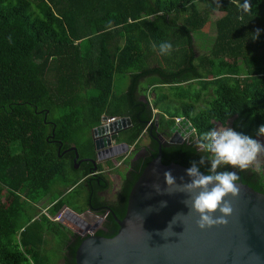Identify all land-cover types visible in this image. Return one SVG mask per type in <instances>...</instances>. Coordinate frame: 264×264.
<instances>
[{
    "label": "trees",
    "instance_id": "1",
    "mask_svg": "<svg viewBox=\"0 0 264 264\" xmlns=\"http://www.w3.org/2000/svg\"><path fill=\"white\" fill-rule=\"evenodd\" d=\"M210 1H217L224 15L216 22L210 55L197 58L193 33L208 23L210 10L201 2ZM249 3L250 9L244 0H0V264H50L45 249L61 236L58 223L47 214L46 223L26 216L56 185L60 197L48 210L54 216L69 207L64 197L84 185L88 202L78 214L91 210L106 216L112 209L97 236H107L111 221L117 224L114 212L120 219L127 214L133 185L158 155L154 139L137 161L127 153L111 159L128 165L116 202L100 196L113 186L103 164L97 175L85 170L79 176L70 153H62L76 147L81 157L93 158V130L104 117L131 119L120 141L135 149L150 123L153 133L169 138L175 118H188L198 141L192 137L162 149L164 164L187 168L207 158L199 142L217 125L249 120L258 132L264 125V0ZM161 41L172 44L170 54L160 53ZM122 79L130 85L118 95ZM194 87L189 97L192 90L186 88ZM166 90L175 93L169 104L176 105L161 110V102L169 101ZM157 91L165 95H156L151 104L147 95ZM203 95L205 107L196 111ZM238 131L249 135L243 126ZM70 170L76 175L70 177ZM200 170L206 174L208 165ZM224 170L264 193V173L251 167L218 169ZM64 234L63 264H76L84 239L69 229Z\"/></svg>",
    "mask_w": 264,
    "mask_h": 264
},
{
    "label": "water",
    "instance_id": "2",
    "mask_svg": "<svg viewBox=\"0 0 264 264\" xmlns=\"http://www.w3.org/2000/svg\"><path fill=\"white\" fill-rule=\"evenodd\" d=\"M110 119L104 117L103 123L94 128V144L98 152L108 150L119 156L129 150V145H114V142L132 122L128 117L113 122ZM194 131L192 121L184 117L170 128V140H165L162 134L152 137L159 144L158 155L133 185L126 217L117 218L118 235L108 239L90 233L76 251V264H264V193L237 181L239 196L226 197L232 200L234 209L228 224L200 230L196 226L198 216L187 215L189 209L183 203L188 198L186 194H158L153 190V184H159L161 191L166 188L165 171H171L177 184L181 183L180 177L184 178L183 182H190L187 167L163 163L162 149L166 144L184 143ZM71 150L78 158L77 148ZM86 161L97 164L92 159ZM98 170L96 166L94 171ZM162 201L166 202L165 207L160 206ZM178 213L186 216H177L169 225Z\"/></svg>",
    "mask_w": 264,
    "mask_h": 264
},
{
    "label": "clouds",
    "instance_id": "3",
    "mask_svg": "<svg viewBox=\"0 0 264 264\" xmlns=\"http://www.w3.org/2000/svg\"><path fill=\"white\" fill-rule=\"evenodd\" d=\"M244 7L250 9L249 0H244ZM259 30H257L258 35ZM172 44L161 41L159 51L162 55L170 54ZM258 136H264V125H261L257 132ZM199 147L208 153L207 158L201 157L199 164L196 161L186 169V175L190 182L177 184L176 178L171 171L163 173L166 188L161 191L159 184H153V190L158 194L184 193L187 199L183 201L189 209L187 215L195 213L198 216L196 226L200 230L211 229L218 226H226L228 218L233 215L234 209L231 197L236 199L240 194L237 185L239 176L235 171H218L221 167L238 168L246 170L257 157L264 153V143L258 139H253L248 135L238 133L230 127L213 129L203 134ZM208 165V172H201L200 167ZM161 207L166 206V202H161ZM219 213V215H216ZM177 216H186L178 213L169 225L173 224ZM168 228L165 231H168Z\"/></svg>",
    "mask_w": 264,
    "mask_h": 264
},
{
    "label": "rangeland",
    "instance_id": "4",
    "mask_svg": "<svg viewBox=\"0 0 264 264\" xmlns=\"http://www.w3.org/2000/svg\"><path fill=\"white\" fill-rule=\"evenodd\" d=\"M201 5H203L204 7L207 6V8L209 7L210 10V17H209V21L208 23L205 25V27L199 31V32H195L193 33V38H194V46H195V51L197 54V58H203V57H208L211 53L213 44L215 42L216 39V35H217V30H216V22L219 18H221L224 14L220 11H218V2L217 1H210L207 5L206 3L201 2ZM243 69L244 71H246V66L243 63ZM146 82L144 84H142V87L145 88L146 86ZM130 85V80L129 79H122V81L117 82V94L118 95H124L126 94L128 87ZM187 89V93L188 91H190L189 93V97H194L195 94V87L193 88H186ZM181 92V91H180ZM163 94V93H161ZM160 91H157L156 94L155 93H150L149 95H147L148 100L151 104L155 103L156 100V95L157 97L161 95ZM166 94L169 97V101H162L161 105H160V109L162 110H167L168 108H173L175 105H171L169 104L170 101H176V97H175V93L170 92V90H166ZM165 95V94H163ZM140 99H143V95L139 96ZM172 97V98H171ZM208 100V97H206L205 95L202 96L201 98V102L197 105L196 107V111L198 110H202L205 107V102ZM159 111L154 110L153 113L155 115V119L154 122L155 124H157L158 122V113ZM176 120H182V118H175V122H178ZM165 122H167V120H164ZM241 122V121H240ZM240 122H234V121H230V123L228 124V126L226 127H230L231 129H233L234 131L240 133L238 131V127L243 126L246 129H249V135L251 138L253 139H258L260 140L262 143H264V138L261 136L257 135V132L254 128L251 127V122L249 120H246V122L243 125H240ZM223 126H219L217 125L216 129L222 128ZM195 132V131H194ZM193 132V133H194ZM194 140L197 142V138L195 133L193 134ZM192 135H188L187 140L190 139V137H192ZM88 135H86V137L84 138V142L88 140ZM167 140V139H165ZM201 142H199L200 144ZM150 144V138L149 135L147 134V132H145L143 134V138L141 139V148L140 150H142L143 148L147 147ZM129 145V144H128ZM134 146L129 145V150H126L127 153V157L132 158L134 156H129L128 154H130V150L133 149ZM199 150H203L199 147ZM124 152V153H126ZM123 153V154H124ZM110 162L113 164V166H110ZM118 164V163H117ZM114 161H108L107 164L105 165L104 169L107 172L113 186L108 190V192H106L104 194L105 199H107L109 202H116L118 201V199L120 198V193L122 190V186L124 183V177L127 174V169H128V165L127 163H119L117 165ZM122 164V165H120ZM119 167H117V166ZM251 168H253L254 170H256L257 172H259V174H263L264 173V153L260 154L257 159L249 166ZM96 173H98V171H96ZM83 172L79 171L78 175H82ZM69 175L70 177L75 176L76 174L74 172H72L71 170L69 171ZM62 190L61 187H57V185L54 187L52 194L45 200H43L41 203H39L36 207L31 209V206L28 208L29 212H33L34 210V215H32L31 217H29V215L26 216L27 220L29 221V219L36 217L35 220H33V222H35L36 220H39V222L41 223H46L45 219H44V214H47L51 220H53L54 222H57L58 224L55 226V229H58L61 231V236L59 237H55V238H51V245L45 249V255L47 256L48 260L50 261V264H63V256H64V240H63V235L64 234V230H67L69 227L72 228L75 231H78L79 229H83L87 231V234L90 235V233L92 234L93 231H96L98 228L97 227H92L93 225H96L97 223L102 222L101 217L87 213L86 216H82L81 214L79 215V211L85 209L87 202H88V188L86 187V185L80 187L76 192H72L68 195H66V197H64V201L67 202L69 204L67 207L69 210L73 211H69L67 208H63L61 210V212L57 215L54 216L53 214H51L48 210L51 207V205L53 204V200L55 199H59L60 195L59 192ZM32 210V211H31ZM78 215H76V214ZM25 218V219H26ZM105 218V217H103ZM97 222V223H96ZM27 222L25 221V224ZM67 224V225H66ZM92 225L89 226L87 228L88 225ZM20 235L18 234L17 239L20 240Z\"/></svg>",
    "mask_w": 264,
    "mask_h": 264
},
{
    "label": "flooded vegetation",
    "instance_id": "5",
    "mask_svg": "<svg viewBox=\"0 0 264 264\" xmlns=\"http://www.w3.org/2000/svg\"><path fill=\"white\" fill-rule=\"evenodd\" d=\"M130 126V125H129ZM128 127V126H127ZM126 127V128H127ZM125 128V129H126ZM125 129H123V130H121L120 131V133H119V140H117L116 142H114V145H126L127 143H124V142H121L120 141V139H122V133L125 131ZM147 134L149 135V138L150 139H152V137H158V135L159 134H156V133H153V129L151 130V131H149V132H147ZM171 135H172V133L170 134V137L169 138H164V139H167V140H170V138H171ZM192 137H193V135H192ZM192 137H190V138H192ZM93 140H94V138H93ZM94 146H96V144H94ZM74 147H70V148H67V149H65V150H63L62 151V149L60 148V151H62V153H63V155H66V154H69V158H72V164H73V166H74V168H75V166H76V170H81V171H85V170H90L91 172L92 171H94V169H96V166H98V167H100V165L101 164H103V166L105 167V165L107 164V162L109 161V160H111V159H114L115 157H117V156H113V153L112 152H110V151H108V150H105V151H103L102 153L101 152H98L97 150H96V153H94V157L92 158V157H81V155L79 154V152H78V150H77V152H78V158H77V155H76V152L75 151H73V150H71V149H73ZM140 148L141 147H139L138 149H135V147L132 149V151H131V153L130 154H128L129 156H134L133 158H132V161H137V160H139L141 157H144L145 155H146V152H147V147H145V148H143L142 150H140ZM124 153V152H123ZM123 153L121 154V155H119V156H122L123 155ZM128 153V152H127ZM127 158H129V157H127ZM88 159H92V160H94V161H96V163L97 164H94V163H92V162H90V161H86V160H88ZM104 162V163H103ZM121 163H125V160H123ZM120 165H122V164H120ZM118 167V166H117ZM119 168V167H118ZM93 176L94 175H97V173H93L92 174ZM106 192H108V191H103V192H101L100 193V196L102 197V198H104L105 199V196H104V194L106 193ZM105 200H107V199H105ZM119 200V199H118ZM108 201V200H107ZM121 209H122V211H121V213L124 211V209L121 207ZM114 211V210H113ZM87 213H90V214H93V215H96V216H99V217H101V220H102V222H100L99 221V223H97L96 225H88L87 226V228L89 227V226H92V227H97L98 229L96 230V231H93V234L94 235H97L98 233H99V231L100 230H102V229H104L105 228V224L107 223V220H108V217H109V215L112 213V209H110L109 211H108V213H107V215L106 216H101V215H99V214H97L96 212H93V211H91V212H84V213H82L81 215L82 216H86V214ZM76 214V213H75ZM114 216H116L115 217V219H116V223L117 224H113V222L111 221L110 222V224H109V227H108V230H107V236H100V237H105V238H107L109 235H111V236H117L118 235V233H119V230H120V224H119V221H118V219L119 220H124L125 219V217H126V214L123 216V218H119L117 215V213L116 212H114ZM27 215H29V217H31V212H29V210L27 211ZM76 215H78V214H76ZM80 215V214H79ZM103 217H105V218H103ZM118 218V219H117ZM67 225V224H66ZM70 231H72V233H74V235H77V236H79L80 238H82V239H85V238H87L88 236H89V234H87V231L86 230H84L83 231V229H79L78 231H75V230H73L72 228H68Z\"/></svg>",
    "mask_w": 264,
    "mask_h": 264
},
{
    "label": "built area",
    "instance_id": "6",
    "mask_svg": "<svg viewBox=\"0 0 264 264\" xmlns=\"http://www.w3.org/2000/svg\"><path fill=\"white\" fill-rule=\"evenodd\" d=\"M118 119H119V118H111V119H110V122L116 121V120H118ZM176 121H178V120H176ZM179 121H180V120H179ZM179 121H178V122H179ZM102 123H103V122H102ZM131 151H132V149L130 150V152H131Z\"/></svg>",
    "mask_w": 264,
    "mask_h": 264
},
{
    "label": "crops",
    "instance_id": "7",
    "mask_svg": "<svg viewBox=\"0 0 264 264\" xmlns=\"http://www.w3.org/2000/svg\"><path fill=\"white\" fill-rule=\"evenodd\" d=\"M67 208V207H66ZM68 209V208H67ZM69 210V209H68ZM69 211H71V210H69ZM71 212H73V211H71ZM74 213V212H73Z\"/></svg>",
    "mask_w": 264,
    "mask_h": 264
}]
</instances>
